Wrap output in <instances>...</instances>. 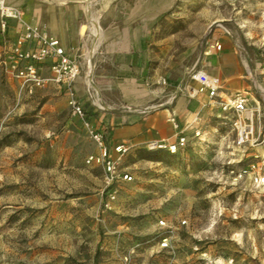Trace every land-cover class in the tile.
Segmentation results:
<instances>
[{"label":"rangeland","instance_id":"374dc122","mask_svg":"<svg viewBox=\"0 0 264 264\" xmlns=\"http://www.w3.org/2000/svg\"><path fill=\"white\" fill-rule=\"evenodd\" d=\"M171 1L137 68L180 73L170 105L182 98L181 114L168 121L174 140L163 142L185 143L174 152L145 144L118 155L103 136L119 172L132 176L128 183L108 188L102 167L86 163L98 150L63 90L28 93L0 73V264H264V190L229 173L249 162V151L238 149L229 123L203 117L202 92L195 105L186 93L207 27L218 22L249 54L248 94L264 107V0ZM95 59L75 83L94 130L99 112L148 111L152 103H124L123 89L107 87L96 75L113 65ZM147 90L129 89L134 98Z\"/></svg>","mask_w":264,"mask_h":264},{"label":"crops","instance_id":"0c3cea01","mask_svg":"<svg viewBox=\"0 0 264 264\" xmlns=\"http://www.w3.org/2000/svg\"><path fill=\"white\" fill-rule=\"evenodd\" d=\"M6 4L19 7L22 12L19 21L7 20V28L4 32L0 31V61L9 57L24 25L37 27L46 36L58 39L67 54L78 61L85 77L89 76L91 65L97 63L95 57H109L108 63L113 67L101 76L95 75L104 78L107 87L123 89L124 103L153 105L148 111L140 110L139 115L99 112L95 130L105 137L108 148L111 150L120 144L131 148L152 141L170 143L174 140V131L168 121L169 118L179 119L181 114L182 98H177L170 105L173 95L180 89V73L137 68L141 57L149 54V41L156 39L159 23L173 6V1L84 0L48 5L39 0H6ZM216 23L208 25V37L191 69H200L220 81L218 98L211 100L207 93L202 92L200 99L206 105L202 111L203 117L221 120L222 112L216 101H225L238 91L248 93L252 87V71L245 68L251 58L239 45V39L230 30L229 34L212 30V25ZM214 44L221 45V49L210 48ZM34 45H24L23 49ZM2 71L0 67V73ZM43 73L49 74L46 65ZM187 87L186 93L195 105L193 98L196 94L191 96L189 90H198L199 85L190 79ZM135 88L151 90L134 98L129 89ZM248 151L246 158L253 152Z\"/></svg>","mask_w":264,"mask_h":264},{"label":"built area","instance_id":"2783aa9c","mask_svg":"<svg viewBox=\"0 0 264 264\" xmlns=\"http://www.w3.org/2000/svg\"><path fill=\"white\" fill-rule=\"evenodd\" d=\"M9 19L19 21L20 13L13 7H4L2 2L0 4L1 32L7 28ZM214 27L229 34V30L221 23H216ZM32 43L35 45L26 50L23 49L24 45ZM210 48L220 50L221 45L214 44ZM45 65L48 75L43 73ZM0 67L5 73L14 77L19 82L21 89L28 93L47 86H55L63 90L71 114L81 121L98 150L96 154L87 157L86 163H96L102 167L108 188H112V185L119 181L125 183L132 181V176L129 173L119 172L115 160L104 144L103 135L92 128L75 91V83L80 76L81 66L76 59L67 54L58 39L46 36L37 27L24 25L9 57L0 61ZM188 75L199 85L198 90H189L191 96L205 92L211 100L218 98L221 84L217 78L210 77L202 70L195 68L190 69ZM216 104L222 112V123H229L231 130L235 133L234 143L238 149L241 147L253 150L247 158L249 162L245 166L236 170L231 169L229 173L235 182L244 181L256 190H264V107H261L258 101L252 104L249 94L242 91L235 92L225 101H216ZM184 143L185 139L180 137L177 143L172 144L152 141L147 144L146 148L148 150L168 149L174 152ZM128 151L129 146L123 144L114 147V152L118 155H124ZM109 198L114 199L113 192H110ZM159 224L163 225L164 223L160 221ZM167 246V239H162L160 248Z\"/></svg>","mask_w":264,"mask_h":264},{"label":"bare ground","instance_id":"6f19581e","mask_svg":"<svg viewBox=\"0 0 264 264\" xmlns=\"http://www.w3.org/2000/svg\"><path fill=\"white\" fill-rule=\"evenodd\" d=\"M3 0H0V4H2ZM87 10V9H86ZM92 15V14H91ZM94 15V14H93ZM90 27V26H89ZM95 28V27H94ZM99 28V27H98ZM100 33V32H99ZM100 35V34H99ZM196 92V91H195Z\"/></svg>","mask_w":264,"mask_h":264}]
</instances>
